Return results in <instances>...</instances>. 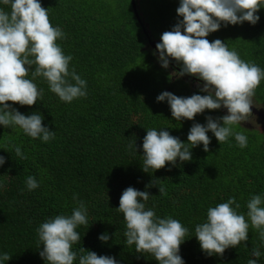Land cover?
<instances>
[{
    "label": "trees",
    "instance_id": "obj_1",
    "mask_svg": "<svg viewBox=\"0 0 264 264\" xmlns=\"http://www.w3.org/2000/svg\"><path fill=\"white\" fill-rule=\"evenodd\" d=\"M142 1L135 0L133 6L131 0H40L51 24L65 33L57 43L65 55L72 56L69 68L87 82V95L71 103L61 101L46 80L38 77L33 82L43 89L41 101L33 106L7 102L25 115L41 113L42 123L55 132V138L43 142L19 127L0 125V156L6 158L0 165V255H12L3 264H46L39 255L43 245L38 249L37 229L57 215L70 216L78 207L77 200L88 210V225L76 229L81 239L73 244V251L78 255L83 247L112 256L119 264H158L152 255L137 253L135 245L126 244V222L117 208L129 186L151 193L146 209L161 218L171 216L189 229L179 252L184 264H248L249 259H256L254 248L262 253L258 264H264V241L251 225L248 240L229 247L223 256H208L195 237V226L206 221L209 207L235 197L238 213L248 219L251 197L264 198L262 132L233 126L248 139L247 147L240 148L234 136L220 145L209 131V152L200 144L191 149V161L177 159L175 166L168 163L150 173L142 170L147 129L163 128L187 142L193 123L206 124L207 116L224 115L221 109H206L194 120L176 121L167 101L157 102L163 91L182 97L207 93L197 87L203 82L186 75L172 78L169 68L178 72L180 65L170 59L172 66L163 68L148 47L149 40L157 44L161 34L182 19L176 12L180 0H152L150 19ZM0 9L10 11V6L0 0ZM257 15L260 19L255 25L247 21L222 24L206 38L210 42L221 39L245 62L264 69V7ZM152 24L158 25L155 31ZM27 78H32L31 73ZM263 85L261 81L259 87ZM15 146L27 159L16 156ZM28 176H34L39 187L29 191ZM152 179L157 186L145 189ZM161 184L164 195L158 191ZM104 233L110 237L107 242L98 239Z\"/></svg>",
    "mask_w": 264,
    "mask_h": 264
},
{
    "label": "clouds",
    "instance_id": "obj_2",
    "mask_svg": "<svg viewBox=\"0 0 264 264\" xmlns=\"http://www.w3.org/2000/svg\"><path fill=\"white\" fill-rule=\"evenodd\" d=\"M2 2L10 6V11L0 9V125L11 129L19 127L29 137L48 142L55 138V132L44 126L41 113L25 115L7 102L33 106L41 101L43 89L33 82L38 77L44 78L50 91L68 103L87 95V82L74 68L70 70L72 56L65 55L57 43L65 38V33L51 24L48 11L40 0ZM261 7H264V0H180L176 12L182 19L170 31L161 34L160 42L156 44L158 60L165 69L169 67L170 59L174 60L180 70L172 74L177 78L196 77L203 82L197 84L200 92L207 94L182 97L163 91L156 100L167 101L176 121L194 120L206 109L223 107L227 114L216 118L207 116L206 124L193 123L187 142L163 128L147 129L142 143L144 159L141 167L144 172L150 173V169L155 172L168 163L175 166L177 159L181 163L191 161V149L200 144L205 152H209V131L220 145L234 136L240 148L247 147V136L234 131L233 126L248 121L252 115V97L264 81V69L245 62L221 39L210 42L206 37L219 30L222 24L226 27L247 21L255 25L260 19L257 12ZM29 73L31 79L27 78ZM134 148L137 151L135 142ZM15 153L17 157L27 159L19 146H15ZM5 160L0 156V165ZM154 186L157 182L152 179L145 189ZM26 187L29 191L39 187L34 176L26 178ZM158 191L161 195L166 194L162 184ZM150 195L147 190L129 186L120 196L117 210L126 222V244L135 245L137 253L152 255L158 264H184L179 252L189 229L171 216L161 218L153 209H146ZM73 199L77 200L76 194ZM77 203L78 207L70 216L57 215L39 226L38 249L43 245L39 255L46 264H74L77 258L78 264H119L112 256L97 255L83 247L79 249V255L73 251V244L81 239L77 227L88 225V210L83 201L77 200ZM239 208L235 197H230L227 202L209 207L206 221L195 226V237L208 256H223L229 247L247 241L250 225L259 231L260 239L264 241V198L261 195L251 197L247 203L248 219L238 213ZM98 239L107 242L110 237L104 233ZM261 255V251L254 248L252 256L256 259H249L248 264H258ZM11 258L9 253H3L0 264Z\"/></svg>",
    "mask_w": 264,
    "mask_h": 264
},
{
    "label": "rangeland",
    "instance_id": "obj_3",
    "mask_svg": "<svg viewBox=\"0 0 264 264\" xmlns=\"http://www.w3.org/2000/svg\"><path fill=\"white\" fill-rule=\"evenodd\" d=\"M141 6H142L143 12L145 10L149 14V16H148V14H146L147 19H150L151 18L150 15L152 12V0L142 1ZM151 26H153L154 31L158 27V25H156V24L155 25L152 24ZM157 33H159V31ZM152 42H153V40H152ZM150 45L151 46H148V47L151 50V54H152V57L154 58V61L159 62V60H158L159 53H157L158 51H156L155 46H153L151 43H150ZM154 52H155V55L153 54ZM170 65L172 66L171 63H170ZM169 72H170V75L172 78L176 77V76H174V74H172L173 72H175V70L169 68ZM253 97L256 99V101L253 100ZM253 97H252L253 106L256 107L260 111L263 110L262 112L264 113V108H263L264 107V85L261 87H258L255 90V94ZM221 110L223 111L224 115L227 114V109L222 107ZM252 115L254 116V114H252ZM252 115L248 118V121H243L241 124L236 125L235 128L238 126V128H242V129H244V128L258 129L260 132H262V135L264 137V133H263L264 132V123L261 120H260L261 121L260 122L257 119H255Z\"/></svg>",
    "mask_w": 264,
    "mask_h": 264
},
{
    "label": "water",
    "instance_id": "obj_4",
    "mask_svg": "<svg viewBox=\"0 0 264 264\" xmlns=\"http://www.w3.org/2000/svg\"><path fill=\"white\" fill-rule=\"evenodd\" d=\"M131 3H132L133 6H135V0H131ZM135 15H136V17L139 16V14H138L137 11H135ZM149 42H150L153 46H155V48H156V44H155L154 42H152L151 40H149ZM186 76H188V77H190V78H193V79H196V80H197L196 77H192V76H189V75H186ZM200 82H202V81H200ZM252 112H253V114L257 115V116L261 119V121L264 123V113H263L262 111L258 110L256 107H254V106L252 105Z\"/></svg>",
    "mask_w": 264,
    "mask_h": 264
},
{
    "label": "flooded vegetation",
    "instance_id": "obj_5",
    "mask_svg": "<svg viewBox=\"0 0 264 264\" xmlns=\"http://www.w3.org/2000/svg\"><path fill=\"white\" fill-rule=\"evenodd\" d=\"M253 116V115H252ZM255 119H257L258 121H260V119H258L255 115L253 116ZM261 122V121H260Z\"/></svg>",
    "mask_w": 264,
    "mask_h": 264
}]
</instances>
